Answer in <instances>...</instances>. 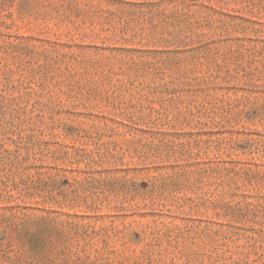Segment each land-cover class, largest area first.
<instances>
[{"label":"rangeland","instance_id":"374dc122","mask_svg":"<svg viewBox=\"0 0 264 264\" xmlns=\"http://www.w3.org/2000/svg\"><path fill=\"white\" fill-rule=\"evenodd\" d=\"M0 264H264V0H0Z\"/></svg>","mask_w":264,"mask_h":264}]
</instances>
